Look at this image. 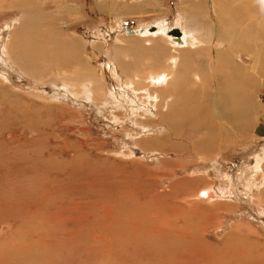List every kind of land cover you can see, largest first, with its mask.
Masks as SVG:
<instances>
[{"label": "rangeland", "instance_id": "obj_1", "mask_svg": "<svg viewBox=\"0 0 264 264\" xmlns=\"http://www.w3.org/2000/svg\"><path fill=\"white\" fill-rule=\"evenodd\" d=\"M10 1L0 5V264H264V137L254 133L264 0H30L49 17L31 27L37 49L67 38L78 50L43 77L12 61L20 47L8 44L34 18ZM148 28L156 36L137 32ZM173 28L192 43L174 56L175 80L199 92L175 102L205 101L202 114H168L160 101L176 84L143 82L154 52L170 54ZM238 90L243 126L210 105ZM207 189L210 199L197 195Z\"/></svg>", "mask_w": 264, "mask_h": 264}, {"label": "bare ground", "instance_id": "obj_2", "mask_svg": "<svg viewBox=\"0 0 264 264\" xmlns=\"http://www.w3.org/2000/svg\"><path fill=\"white\" fill-rule=\"evenodd\" d=\"M7 1L8 0H0V5L1 6H4V4L5 3H7ZM19 2H22V3H26L25 5H20V6H25L24 7V10H28V13L34 18H32L33 19V21L35 22H33V23H31V24H24L25 22H22L21 24H20V26H19V30H20V34H24V36H25V38H23L22 37V35L20 36L19 34H16L12 39V41L8 44V46L10 47L11 46V43L12 42H14V43H16L19 47H20V50H19V52H14V54H13V57H14V59L15 60H12V56H10V58H11V60L13 61V62H15L16 64H20L21 65V67L22 68H24V69H28V70H31V71H34V72H40V75H41V77H43L42 76V74L43 75H45V74H47L48 73V71H49V65L51 64L50 62H53V63H58V62H56L54 59H58L59 57L61 58V60L63 59V57H64V55H66L67 53L69 54V58L70 57H72V58H74V56L75 55H77L78 54V50H77V48L75 47V45L71 42V40H69V39H67V38H65V39H63V40H61V41H57V46L56 47H54V48H52V49H47V48H45L44 47V44L42 45V47L40 46V50H38L37 48H38V46H37V44L35 45V43H34V40L33 39H36L37 37L36 36H38V35H36V33L37 32H34L33 30H31V27L33 26V25H35L36 24V22H40V20H41V22H40V25L41 24H43L46 20H48L49 19V17L48 16H42L41 14H40V12L38 11V4L37 3H35L34 1H30V0H17V3H19ZM17 3H13L12 2V0L10 1V2H8V4H10V5H15V4H17ZM191 5V4H190ZM137 6V5H136ZM132 7V6H131ZM135 7V6H134ZM191 7V6H190ZM195 7V6H194ZM192 8V7H191ZM135 9V8H134ZM141 9V8H140ZM194 10V9H193ZM66 12H67V14H73V15H75L74 14V12L72 11V10H70V9H66L65 10ZM125 11V10H124ZM134 11V10H133ZM26 12V11H25ZM127 12L128 11H126V12H124L123 14H127ZM135 12V11H134ZM133 12V13H134ZM142 12V11H141ZM27 17V16H26ZM31 19V18H30ZM35 19H37V20H35ZM28 21H30V20H28ZM208 23V22H207ZM214 23L216 24L215 25V31H214V34L215 33H217V34H219L220 32H219V26H218V23H216V21H214ZM33 28V27H32ZM222 29V28H221ZM154 30V28L153 29H151V30H149V29H145V30H137V32L138 33H140V34H142V36L143 35H146L147 33H149V34H153V32H151V31H153ZM164 30V29H163ZM179 31V30H178ZM166 32V31H165ZM155 35V33L153 34V36ZM158 35V34H157ZM172 35V34H171ZM189 33H181V32H179V37H175L174 35H172L173 36V38L172 37H167L165 40L166 41H164V43H169L170 44V47H172L174 50H177L178 52H180L181 53V51L183 50V48H184V46L185 45H192V43H191V41L188 39L189 38ZM216 35V34H215ZM227 34H223L222 35V37H226L227 38V40H230V37L229 36H226ZM13 36V35H12ZM156 36V35H155ZM159 36V35H158ZM163 36V35H162ZM195 36H196V34H195ZM66 37V36H65ZM147 37V36H146ZM190 37H192V36H190ZM39 38V37H38ZM159 38V37H158ZM161 38V37H160ZM195 38V37H194ZM193 38V39H194ZM208 39L210 40V37H208ZM192 40V39H191ZM197 40V39H196ZM217 41V40H216ZM19 42H21V43H19ZM163 42V41H162ZM192 42H194V41H192ZM209 42V41H208ZM221 42V41H220ZM38 43V42H37ZM147 42H145V44H146ZM150 43V42H149ZM204 43H206V41L204 42ZM38 44H40V42L38 43ZM230 44V43H229ZM149 45V44H148ZM196 45V44H195ZM152 46V45H151ZM167 46V45H166ZM60 47H62V48H64V50L63 49H59ZM195 47V46H194ZM57 49V50H56ZM147 49H148V47H147ZM173 49H171V53L173 52L174 53V51H173ZM188 49V48H187ZM190 49V48H189ZM121 50V49H120ZM124 50V49H123ZM149 50V49H148ZM158 50H160V49H158ZM61 51H63V53H64V55H63V53L61 52ZM147 51V50H146ZM151 51V50H150ZM80 52V51H79ZM174 56L175 55H172V57H170V60H169V58L167 59V62L170 64L169 66H170V70H168V72H166L167 74H165V75H163L164 73L162 72V78H161V80L160 81H158V80H155V78H154V76H152L151 75V77L150 76H148V74H147V77L146 78H148L147 79V81H145V80H143V82H145L146 83V85L147 84H154V85H158V84H173V83H175L176 84V86H175V89H176V92H175V94H174V96L173 97H171V98H169V97H166V98H168V100L166 99V100H161L160 102H162L161 103V108L163 109V110H166V112H168V114H170L171 115V113H175L176 112V110H179V107H182V108H184V109H186V110H192V111H194V110H196V111H199V112H201V114L202 113H204V111L205 110H207V103L205 102V101H203L202 103H197L196 102V100L195 101H193V103H189V105L190 104H192L191 106H188V104H184L185 106L183 107V104L182 103H180L181 104V106H178L179 105V103L178 104H176V102H175V99H178V98H181V97H189L190 99L191 98H194V97H197V98H199V92L197 91L196 92V89L194 90V89H186L187 88V86L185 85V82L186 81H184V79H182L183 81H181L180 82V80L179 79H176L175 80V78H174V76L173 75H177V73L175 72V68L177 67V65H179L180 66V58H179V61L177 60V58H174ZM179 56V55H178ZM164 57V56H163ZM256 60V59H255ZM257 60H258V58H257ZM63 61V60H62ZM178 61V62H177ZM165 62V61H164ZM50 63V64H49ZM160 63V62H159ZM166 63V62H165ZM259 63V62H258ZM229 64V63H228ZM47 65V66H46ZM159 65V64H158ZM161 65V64H160ZM163 65H166V64H164V63H162V66ZM51 66V65H50ZM168 68V67H167ZM179 68V67H178ZM164 68H162V70H163ZM161 69H159V71H160ZM216 70V69H215ZM158 71V72H159ZM238 71V70H237ZM114 72V71H113ZM153 72V71H152ZM50 73V72H49ZM195 75H197V74H195ZM213 75V77H214V74H212ZM46 76V75H45ZM145 76V75H144ZM215 76H216V73H215ZM244 77H245V74L243 75ZM160 77H161V75H160ZM134 78H137V76H134ZM159 78V77H158ZM198 78H199V76H198ZM196 79L197 80V82H198V80L199 79ZM133 79V78H132ZM131 79V80H132ZM139 80V79H138ZM137 80V81H138ZM216 80H217V78H216ZM135 81V80H134ZM175 81V82H174ZM200 82V81H199ZM130 84H131V82H130ZM137 85H138V83H136ZM135 84V85H136ZM97 85V84H96ZM141 85H143V84H141ZM145 85V86H146ZM170 85H168V86H170ZM128 86H130V85H128ZM152 86V85H151ZM166 86V85H165ZM168 86H166V87H168ZM173 86V85H172ZM154 87V86H153ZM161 87V86H160ZM171 87V86H170ZM174 87V86H173ZM172 87V88H173ZM148 88V87H147ZM236 88V87H235ZM133 89V88H132ZM156 89V88H155ZM145 90V89H144ZM231 90H233L232 88H231ZM78 93V92H77ZM230 93H233V92H230ZM230 93H228V91H226V92H223V93H215L214 95H212V96H215V97H213V98H211V103H210V105H211V107H212V109H213V111H211V112H213V113H216L214 116H218V118L217 119H220V120H222V121H224V119H226V122H234L235 123V125L237 124V125H240V126H243L246 122H247V116L249 115V107H248V100L246 99V95L244 94L245 92L244 91H237L236 92V96L235 97H237V96H239L238 98L240 99V101L239 102H237V100H239V99H236L235 97H233V96H231V95H233V94H231V95H229ZM142 94V93H141ZM200 94H204V92H202L201 91V93ZM157 95V94H156ZM231 96V97H230ZM152 97V96H151ZM158 97V96H157ZM157 97L156 96H153L152 98L154 99V100H156L157 99ZM204 100V99H203ZM165 103H167V104H165ZM195 105V106H194ZM209 105V106H210ZM215 110H217L218 112H216ZM207 112V111H206ZM170 118V117H169ZM223 118V119H222ZM165 121H167L168 122V120L165 118ZM163 123H165V122H163ZM170 123V122H169ZM169 123H165L166 124V126H167V128L171 131V132H176V134L179 132V129L177 128V127H175V126H173L172 124L169 126L168 124ZM171 123H172V121H171ZM193 123V122H192ZM164 126V125H163ZM194 130H196V129H194ZM195 132V131H194ZM254 133L256 134V135H258V136H261V137H264V126L263 125H259V126H257L256 127V129L254 130ZM164 139H165V142L167 141V139H166V137H163ZM213 139H214V137H213ZM201 143H203V149L204 150H209L210 148H211V144H210V142L211 141H206V140H203V141H200ZM181 143V142H180ZM177 147V146H176ZM197 147V146H196ZM179 148V147H178ZM260 162V160L259 161H257L256 163H259ZM252 163H254L253 161H252ZM256 163H254V164H256ZM262 163V162H261ZM260 163V164H261ZM253 164V165H254ZM258 168V167H257ZM259 169H260V165H259ZM257 170V169H256ZM255 170V171H256ZM253 172V171H252ZM248 182V181H247ZM251 182V181H250ZM251 184V183H250ZM202 191V190H201ZM214 192V191H213ZM201 193V194H200ZM198 192V196L199 195H202L205 199H210L211 198V196H210V194H211V192H209L208 191V189L207 190H203L202 192ZM197 197V196H196Z\"/></svg>", "mask_w": 264, "mask_h": 264}, {"label": "crops", "instance_id": "obj_3", "mask_svg": "<svg viewBox=\"0 0 264 264\" xmlns=\"http://www.w3.org/2000/svg\"><path fill=\"white\" fill-rule=\"evenodd\" d=\"M117 0H112L111 1V5H112V3H114V2H116ZM119 1V0H118ZM100 8H104V9H107L108 11H112L113 13L115 12L114 10H109L107 7H105V5H102L101 4V7H99V9ZM122 8H124V7H122ZM116 13V12H115ZM149 29V28H148ZM151 29H153V28H150V30ZM140 30V29H139ZM142 30V29H141ZM148 49H149V47H148ZM171 49H173L172 47H171ZM171 49H169L170 51H171ZM165 50V48H162V49H160V50H158L159 52H154V50L153 51H148V52H154L155 53V55L157 54V56H156V58H155V60L154 61H150L149 63H151V65H149V66H146V68H143V73H142V75H143V77H147V74H148V76H150L151 77V75L152 76H154V78H155V80H158V81H160L161 80V78H162V76L163 75H165V74H167L166 72H168V70H170V67H169V63L167 62V59L168 58H170V57H172V55H179V52H178V54H176L177 53V50H174L173 49V51H174V53L172 52H170V54L167 56V57H163L162 55L164 54V51ZM140 53H144L143 51H140V50H138ZM148 52H146V53H148ZM176 56V57H177ZM158 60H160V61H158ZM166 63H165V62ZM160 62V63H159ZM162 63H164V64H166V65H163L162 66ZM159 64V65H158ZM161 64V65H160ZM168 67V68H167ZM153 68L154 69H156V71L155 72H152V71H154L153 70ZM162 68H164L163 70H162ZM159 69H161L160 71H159ZM147 70H149L148 72H147ZM164 70L166 71V72H164ZM159 71V72H158ZM144 72H145V74H144ZM162 72L164 73L163 75H162ZM176 72V71H175ZM145 75V76H144ZM160 75H161V77H160ZM134 76H136V75H134ZM174 76V78L176 77L175 75H173ZM138 77V76H137ZM159 77V78H158ZM139 78H142V77H140L139 76Z\"/></svg>", "mask_w": 264, "mask_h": 264}, {"label": "water", "instance_id": "obj_4", "mask_svg": "<svg viewBox=\"0 0 264 264\" xmlns=\"http://www.w3.org/2000/svg\"><path fill=\"white\" fill-rule=\"evenodd\" d=\"M170 33L172 35H174L175 37H179V31H178V29L173 28V29L170 30Z\"/></svg>", "mask_w": 264, "mask_h": 264}]
</instances>
